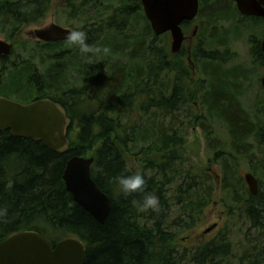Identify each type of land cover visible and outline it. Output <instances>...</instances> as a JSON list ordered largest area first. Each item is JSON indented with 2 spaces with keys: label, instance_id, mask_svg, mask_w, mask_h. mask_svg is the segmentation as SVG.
<instances>
[{
  "label": "trees",
  "instance_id": "obj_1",
  "mask_svg": "<svg viewBox=\"0 0 264 264\" xmlns=\"http://www.w3.org/2000/svg\"><path fill=\"white\" fill-rule=\"evenodd\" d=\"M79 1L81 11L82 7H89L88 11H94L92 18H98L93 25L84 27L87 43L110 48L109 55L87 54L86 58L76 47L60 49L62 43L68 44L66 40H38L36 55L32 54L29 60L20 62L21 55L15 54L14 49L10 53L17 55L14 61H9L10 55L0 56L1 72L12 70L10 78L0 85V96L20 95L23 89L26 100L19 101V97L17 101L50 99L61 105L69 119V145L61 151L40 140L16 136L10 130L0 131V209L7 210V215L0 217V241L26 230L41 233L53 244L67 237H79L87 247L84 264H182L186 260L193 264L226 263L233 253L228 233L190 251H181L179 233L172 228H194L214 198L210 175L205 171L195 174L184 167L186 138L174 119L205 89L203 104L207 112L200 117L202 120L195 116L197 123H220L228 130L225 142L214 147L215 158L224 162L222 187L233 205L246 212L253 227L264 229V121L260 116L254 120L242 105L235 85L241 69H224L229 60L227 53L196 52L192 55L193 66L200 58L206 63L202 70L205 79L195 78L187 61L181 58L184 53L170 51L168 34H154L141 3H121L115 9L111 16L123 20L114 30L120 35L123 30L132 32L122 38L112 33L115 35L105 40L106 29H113L102 20V6L91 4L90 0ZM50 7L51 0H0V33L15 46L14 40L23 28L41 24ZM208 8L207 19L216 25L240 15L225 3ZM141 20L143 25L137 32L136 25ZM223 38L226 40L227 34ZM225 40L218 42L223 44ZM253 42L254 54L264 65L261 41ZM37 57L40 64L51 60L44 73L38 70L39 63L33 62ZM70 70L78 73L82 85L64 83ZM27 71L32 74L29 79ZM35 91L38 96L28 99ZM76 155L94 157L93 178L112 201L105 223L79 205L67 190L64 169ZM241 157L249 160L258 178L256 195L249 191L241 174H234H238ZM136 172L146 179L145 193L158 196L159 212L137 211L133 201L141 202L144 193L121 194L116 178ZM183 176L184 182L179 183ZM172 188L174 192L169 195ZM172 204L180 205L182 213L170 223ZM253 249L256 251L257 247ZM263 250L246 264H264Z\"/></svg>",
  "mask_w": 264,
  "mask_h": 264
},
{
  "label": "rangeland",
  "instance_id": "obj_2",
  "mask_svg": "<svg viewBox=\"0 0 264 264\" xmlns=\"http://www.w3.org/2000/svg\"><path fill=\"white\" fill-rule=\"evenodd\" d=\"M66 2V0H51L50 10L44 21L39 25H31L23 28L17 40H14V42L17 43L14 46V52L15 54L21 55L20 62H23L22 60L25 59H31L32 54L36 55L34 47L37 46L38 40L33 37L32 31L34 29L42 28L55 22L66 28L83 31L88 23L90 24L94 19H97L96 17L92 18V13L94 12L93 9L88 11L89 7L86 9L85 7H82L83 11H81V1L74 0V3L71 4ZM98 4L103 8L102 13L105 15L104 17L113 15L115 9L120 5V3H109V6H107V3ZM73 5H76L74 9ZM130 23H133V20H130ZM141 24L143 25V21L140 24L137 23V32L142 28ZM218 27L219 31L217 30V32L219 33L216 32L217 34H215L214 39H211L208 28L204 31L205 51L219 50L220 53H227L229 60L224 64V69L227 70L236 67L241 69V75L237 77V80L235 79V85L238 88L242 105L254 120H258L257 116H260V119L264 121V88L262 85L264 65H262L261 60L254 54L253 42L255 40H260L262 42L264 38V19H261V21H255L249 17L241 18L240 20V17L236 15L230 23L221 21V24H218ZM222 31L227 34L226 40L223 38L224 33H222ZM105 32V40H107L112 33H115L116 36L120 35L115 30L111 31L106 29ZM131 32L132 30H123V34L120 36L121 38L125 37L126 33L131 34ZM0 38L10 41L5 34L2 33H0ZM219 39L225 40L223 44L218 42ZM66 47H69V45L63 43L60 45V49ZM15 54L13 56L10 55V62L14 61L16 58L17 55ZM181 58L187 61V65L189 66L193 77L200 78L201 80L205 79L202 70L204 69L203 66L206 63V59L200 58L198 59L199 61L196 59L195 66H192L193 56L190 57L189 62L187 59V53L183 54V57ZM39 60L40 57H37V59L33 58L34 64L36 65V63H39ZM123 60L125 61L126 59L123 58ZM50 62L51 60L45 62V64H37L38 70L44 73V70ZM21 67L22 65L19 66V68ZM11 71L1 72L0 67V85L5 84L6 80L10 78ZM31 75V71H27V79H29ZM67 75V78L64 80V83L67 82V85L70 83L78 84L80 82L76 71L70 70ZM172 78L173 75L170 77V86L172 85ZM78 85H82V83H79ZM205 92V89H203L200 93L201 95L199 94L198 98L194 99V102L191 103V105L185 106L182 111L178 113V117L174 119V122H176L175 125L181 130L186 138L184 147V159L186 161L184 167L186 170L191 168V171L195 174H202L205 171L210 175L211 180L208 181L209 184L211 183L213 185L214 198L211 204L205 209V212L201 216V220L196 222L194 228L183 230L182 227H178L177 225L172 226V228L179 233L181 251L184 249L190 251L195 249L198 245L214 239L221 233H228L229 238L233 243V253L226 259L227 261L224 264H240L241 261H245L244 264H246V262L250 260L257 251L264 248V229L253 227L252 221L246 212L233 205L231 198L222 187L224 162H222L221 159L217 160L215 158L214 147L218 148L217 146H220L225 142L228 137V130L225 125L220 123L214 122L213 124H210V122H208L206 125H201V121L197 123L195 116H198V120H202L200 117L204 116L207 112L206 106L203 104ZM25 95L26 94L23 93L22 89L20 95L12 94L9 97L14 99L21 97L18 100L25 102ZM36 96H38V93L35 91L30 97H26H28V99H34ZM258 110H263V113H259ZM209 131H213V133L207 135ZM213 140L215 141L213 142ZM241 159L242 162L238 174H236V171L234 174L236 176L241 174L244 177L246 172L253 173L249 160L247 158L243 159V157H241ZM255 160L256 159H254V161ZM183 178L184 176L180 178L178 182H184ZM200 182L201 179H199V183ZM188 183V181L185 182V188L188 187ZM204 188L205 187H203V190H206V188ZM173 192L172 188L169 195ZM169 213V222L171 223L175 217L182 213V207L177 204H172ZM184 219H188V217L185 216ZM213 225H216V227L206 233L205 230ZM254 247H257L256 251L253 249ZM261 253L264 254V250ZM182 264L193 263L186 260Z\"/></svg>",
  "mask_w": 264,
  "mask_h": 264
},
{
  "label": "water",
  "instance_id": "obj_3",
  "mask_svg": "<svg viewBox=\"0 0 264 264\" xmlns=\"http://www.w3.org/2000/svg\"><path fill=\"white\" fill-rule=\"evenodd\" d=\"M245 15L264 18V0H234ZM144 12L157 35L171 31L172 51L181 50L185 40L181 24L194 19L199 10L198 0H143ZM70 28L55 22L32 31L39 41L57 42L66 40ZM264 54V38L261 42ZM14 43L0 38V56L9 55ZM264 88V76L262 78ZM69 119L65 110L50 99H38L24 104L0 96V131L42 141L54 150H65L69 145L67 127ZM94 157L73 156L63 173L67 190L74 200L99 222L105 223L112 208L111 198L98 185L92 175ZM244 179L249 191L259 192L258 178L246 172ZM213 225L205 230L210 232ZM87 247L79 237H67L53 244L37 231L26 230L0 241V264H84Z\"/></svg>",
  "mask_w": 264,
  "mask_h": 264
},
{
  "label": "flooded vegetation",
  "instance_id": "obj_4",
  "mask_svg": "<svg viewBox=\"0 0 264 264\" xmlns=\"http://www.w3.org/2000/svg\"><path fill=\"white\" fill-rule=\"evenodd\" d=\"M198 1H199V10H198L196 17L194 19H191V20L186 19L181 24V27H182V29L184 31V35H185V40H184L182 47H181V50L179 52L174 53L172 51V43H173L172 32L171 31L165 32L169 36V49H170V51L174 54H178L180 52H183L184 54L187 53L188 59H190V57H192V55H194L196 52L203 53L205 51V39H204L205 33H204V31L206 30V28L209 29L210 36L212 35V33H215V34L219 33V32H217V30L219 28L218 25L210 23L209 20L207 19L208 11L205 10V8L206 7L208 8V5H210L209 8L211 9L212 5H215L216 3H225V6H227V7L233 8V10L235 8L240 13V15H239L240 18L257 17L254 15H245V14L241 13L238 9L237 2L234 0H198ZM89 3H107V6H109V3H120V5H121V3H123V4L127 3L129 5H131V3H137V4L141 3L142 7H143V11H144L143 0H90ZM134 7L137 8V5H134ZM145 16H146V14H145ZM258 18H261V17H258ZM262 19H264V18H262ZM94 20H96V19H94ZM94 20L90 23V25L94 24V22H95ZM102 20H105L109 25L108 27L112 26L111 28L114 30L120 25V22L123 20V18L118 17V16H110L109 15L107 17L102 18ZM148 21L151 25V22L149 19H148ZM222 21H224L225 23L231 22V21H227V19H223ZM206 25L209 27H207ZM91 27L95 28V26H91ZM151 27H152V25H151ZM153 32L155 35H157L154 30H153ZM165 33H163V34H165ZM222 33H224V32L222 31ZM225 34H226V32L224 33V35ZM214 37H215V35H214ZM261 47H262V45H261ZM2 56H7V55H2ZM193 65H194V62L192 64V66ZM1 97H5V96H1ZM7 98H10L12 100L17 101L16 99L11 98V97H7ZM24 104H27V103H24Z\"/></svg>",
  "mask_w": 264,
  "mask_h": 264
},
{
  "label": "clouds",
  "instance_id": "obj_5",
  "mask_svg": "<svg viewBox=\"0 0 264 264\" xmlns=\"http://www.w3.org/2000/svg\"><path fill=\"white\" fill-rule=\"evenodd\" d=\"M28 11V9H23ZM66 41L69 46H73L79 49L82 56L87 58V54H103L105 56L111 53V49L108 47H93L87 43V34L81 30H72L67 33ZM119 190L124 196H130L135 193H144L141 202L133 201L136 205L137 211L144 213L148 211L159 212L160 201L158 196L153 193H145L146 179L143 174L136 172L133 174L121 175L116 178ZM7 215L6 209H0V217Z\"/></svg>",
  "mask_w": 264,
  "mask_h": 264
},
{
  "label": "bare ground",
  "instance_id": "obj_6",
  "mask_svg": "<svg viewBox=\"0 0 264 264\" xmlns=\"http://www.w3.org/2000/svg\"><path fill=\"white\" fill-rule=\"evenodd\" d=\"M41 42V41H40Z\"/></svg>",
  "mask_w": 264,
  "mask_h": 264
}]
</instances>
